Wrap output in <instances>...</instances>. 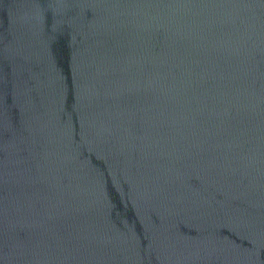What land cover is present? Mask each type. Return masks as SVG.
I'll return each instance as SVG.
<instances>
[{
    "label": "water",
    "instance_id": "95a60500",
    "mask_svg": "<svg viewBox=\"0 0 264 264\" xmlns=\"http://www.w3.org/2000/svg\"><path fill=\"white\" fill-rule=\"evenodd\" d=\"M0 264H264V0H0Z\"/></svg>",
    "mask_w": 264,
    "mask_h": 264
}]
</instances>
